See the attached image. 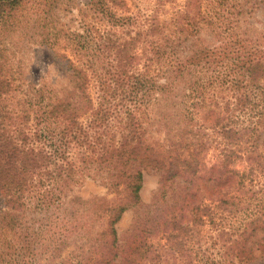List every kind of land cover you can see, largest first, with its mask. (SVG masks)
Instances as JSON below:
<instances>
[{
  "label": "trees",
  "instance_id": "obj_1",
  "mask_svg": "<svg viewBox=\"0 0 264 264\" xmlns=\"http://www.w3.org/2000/svg\"><path fill=\"white\" fill-rule=\"evenodd\" d=\"M61 1L0 0V32L14 30L35 16L39 43L52 50L55 44L52 37L57 34L55 30L58 31L52 25L53 13ZM261 3L264 0H210L215 17L211 22L221 27L226 36L219 49L209 51V72L216 71L219 61H228L230 71L221 77L226 80L225 84H231L229 92L233 93L230 97L235 103L230 100L226 103L227 116L218 117L214 126L222 144L218 151L220 166L210 168L209 183L214 188L210 189L209 196V259L199 254L182 257L188 248L194 249L192 237L188 238L193 230L190 225L176 222L173 216L168 217L170 222H163L170 229L161 230L160 223L154 222L150 214L143 218L139 214L133 222L134 237L130 246L123 250L119 243L116 224L128 209L142 204L143 170L152 168L160 172L161 190L165 195L169 188L178 184V178L183 175L193 178L199 174V156L203 149L202 144L183 146L175 135L170 134L165 138L166 144L154 145L147 141V128L140 115L142 107H149L154 82L143 72L129 73L125 44L115 48L118 69L107 71L103 66L101 74L95 73V98L89 93L92 78L67 54L55 52L60 65L71 70L73 89L70 95L63 94L52 100L38 95L34 103L38 106L35 116L29 112L34 109L33 103L19 113L6 107L10 86L0 73V197L11 211L8 213L11 221L0 222V239L6 234L18 235L15 213L35 200L43 208L62 203L80 207L90 204V200L72 193L73 186L85 177L96 178L92 169H102L106 174L101 176V181L116 195L111 202L103 198L98 200L99 208L104 212L102 217H106L105 226L91 244L90 234H83L87 248L81 247L82 252L74 259L58 264H170L165 259L162 263L164 251L171 253L175 264H203V261L208 264H251L263 257L264 33L253 38L248 36L249 29L244 34L234 32L235 27L240 28L241 19ZM87 5L104 21L100 41L104 34L111 36L116 29H125L131 19L118 13L127 5L125 0H88ZM151 17H145L141 26L150 34L155 33L165 48L175 50L176 32H168L164 22L159 23ZM88 34L89 30L85 35L75 34L72 39L75 49H85L84 53L88 54V47L93 49V46L101 51ZM105 39L103 45L106 48L110 40ZM162 90H167L165 85ZM222 98L226 99V96ZM240 113L245 117L240 123L244 125L237 128L233 123L241 121ZM112 122L116 123L115 131L109 129ZM237 160H244L241 168L236 165ZM233 178L237 179L235 191L225 190ZM154 205L147 206L148 213ZM195 217L199 222L193 224L207 223L202 215ZM74 225L76 231L81 230V224ZM67 229L68 238L72 228ZM162 231L161 241L154 243L151 236ZM32 241L27 242L29 247ZM11 245L15 251L17 245Z\"/></svg>",
  "mask_w": 264,
  "mask_h": 264
},
{
  "label": "rangeland",
  "instance_id": "obj_2",
  "mask_svg": "<svg viewBox=\"0 0 264 264\" xmlns=\"http://www.w3.org/2000/svg\"><path fill=\"white\" fill-rule=\"evenodd\" d=\"M125 1L127 5L118 13L121 16H129L130 21L125 25V29L120 27L111 36L104 34L102 41L99 35L103 28L101 23L104 24V21L89 8L88 0H62L55 8L52 25L56 26L58 31L55 30L57 34H53L52 37V42H55L52 50L44 48L39 43L37 35L39 29L35 23V16L14 30H2L0 73L10 86L5 105L19 113L22 108L27 110L30 103L34 104L38 95H43L46 100H52L56 96L71 94L73 89L69 76L71 70L60 65L55 52L67 54L79 69H84L86 75L92 78L89 93L95 98L97 96L95 73L101 74L103 66L107 71L118 69L115 48H121L122 44H125L124 53L128 55L129 73L143 72L145 76H151L154 82L149 107H142L143 113L140 115L147 128V141L154 145L166 144L165 138L170 134L175 135L176 140L183 146L202 144L203 149L199 156L201 167L199 174L193 178L188 175L178 178V184L169 188L165 195L161 190L160 172L152 168L143 170L142 204L128 209L116 224L119 243L123 250L130 246L134 237L131 230L137 215L140 214L143 218L150 214L154 222L160 223L161 230L170 229L163 222H170L168 217L173 216L176 222L184 226L190 225L193 230L189 232L188 238L192 237L194 249L188 248L182 257L188 255L195 257L199 254L209 259V196L212 192L210 189L214 188L209 183L210 168L220 166L221 157L218 156V151L221 148L220 143L222 144V138L214 131V126L218 123V117L220 119L224 115L227 116L226 103L229 100L234 102L230 97L233 91L229 92L231 84H225L226 80L221 77L230 71V65L227 60H221L216 64V71L209 72V51L221 47L220 42L226 33L211 22L215 21V17L211 12L213 6L210 0ZM148 16H152L151 18H155L154 20L159 23L164 22L168 32H176L175 50L165 48L155 33L150 34L146 27L141 26L142 21ZM241 20L240 28L235 27L234 32L244 34L243 32L249 29L248 36L253 38L264 33V3ZM87 30L92 40L101 47V51L93 46V49L88 47V54L84 53L85 49H75L76 46L72 43L75 34L85 35ZM105 37L110 40L106 48V45H103L106 42ZM223 47L224 45L222 49ZM216 77L218 79H215ZM232 79L233 77L229 78V82ZM164 85L167 90H162ZM225 96L226 99L222 98ZM37 109L38 106L34 104L32 110L35 111H29L32 116L36 115ZM238 118L241 121H238V124L233 123L237 128L244 125L240 123L245 117L240 113ZM115 124L112 122V128L109 129L115 131ZM108 131L112 134V131ZM243 164L244 160L236 161L240 168ZM91 172L97 175L96 178L85 177L79 180L72 191L90 200V204L80 207L76 204L62 203L59 206L43 208L35 200V203L15 213L18 218L16 222L19 224L18 235L6 234L0 239V264H58L60 261L65 263L82 252L81 247L87 248V239L84 242L85 234H90L89 243L93 242L106 222V217L105 219L102 217L104 212L99 208L98 200L103 198L111 202L116 195L101 181V176L106 174L105 170L92 169ZM236 185L237 179L233 178L225 190L235 191ZM149 204L156 206L154 205L155 208L152 206L148 213ZM98 210L100 213L97 214ZM10 212L0 197V222L11 221L8 214ZM196 214L202 215L207 223L193 224L199 222ZM72 223V227L68 228ZM84 223L86 225H83ZM74 224H81V230L76 231ZM67 228H72L68 238ZM163 233L164 231L157 232L151 236L153 242H160ZM31 240L34 241L29 247L27 242ZM11 244L17 245L15 251L11 249ZM57 245L59 247L55 249ZM170 254L164 251L162 263L164 259L170 264L176 263ZM181 261L180 258L179 262ZM208 263L203 261V264ZM251 264H264V256Z\"/></svg>",
  "mask_w": 264,
  "mask_h": 264
}]
</instances>
